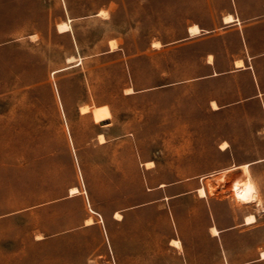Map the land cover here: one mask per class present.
<instances>
[{
  "label": "rangeland",
  "instance_id": "obj_1",
  "mask_svg": "<svg viewBox=\"0 0 264 264\" xmlns=\"http://www.w3.org/2000/svg\"><path fill=\"white\" fill-rule=\"evenodd\" d=\"M262 19L264 0H0V264H264ZM194 23L215 36L181 46ZM208 54L248 66L201 78Z\"/></svg>",
  "mask_w": 264,
  "mask_h": 264
},
{
  "label": "crops",
  "instance_id": "obj_2",
  "mask_svg": "<svg viewBox=\"0 0 264 264\" xmlns=\"http://www.w3.org/2000/svg\"><path fill=\"white\" fill-rule=\"evenodd\" d=\"M229 14H232V13H229ZM233 16H234V21L233 22H231V23H226L225 21H224V19H223V25L221 26L223 29H224V33H228V32H231V31H233V30H236L238 27H237V24H239V22H240V17L237 15V14H232ZM262 20H264V19H262ZM261 20V21H262ZM73 21V19H71V18H69L68 19V21H66V22H69V23H71ZM243 22L245 21V20H242ZM194 24H197V23H194ZM252 24V23H251ZM250 23H248V24H246V25H251ZM191 25H193V24H191ZM190 25V26H191ZM199 27H200V33H198V34H196V35H193V34H191L190 33V31H189V27H188V29H187V37H185L184 39H183V42L180 44L181 46H187V45H190V44H193V43H196V42H199L200 40H203V39H205V38H211V37H213V36H215L212 32V30H204V28L203 27H201L199 24H197ZM57 30H58V27H57ZM71 30V29H70ZM69 30V31H70ZM59 32V31H58ZM66 32H68V31H66ZM66 32H59V33H66ZM202 32H205V33H207V34H205V33H202ZM203 35V36H202ZM112 51V50H111ZM210 54H208V56H209ZM213 55V61L212 62H209V64L208 65H213V70H212V72L210 73V74H208V75H206V76H203V77H201V78H207V77H215V76H220V75H226V74H231V73H235V72H239V71H242V70H246V66H248L247 65V58H245V57H239V58H235L234 59V62H233V65L235 64L236 65V67L234 66V67H232V68H230V69H227V70H217L216 68H215V54H212ZM252 57H255V56H249V58H251L252 59ZM237 60H242V61H244L243 62V66H238L237 65ZM201 78H197L196 80H198V79H201ZM214 102H216L215 100H213ZM213 101H212V104H213ZM216 104H217V106H218V108H214L213 107V109H215V110H219L221 107H223V106H221V105H219L217 102H216ZM224 143V142H223ZM222 143V144H223ZM225 143H227L228 144V146L225 148V149H222L221 148V145H220V149L222 150V151H226V150H228L229 148H231V145L229 144V142L228 141H225ZM232 153H231V155H234V152L233 151H231ZM259 162V161H258ZM244 165V164H243ZM238 166H241V165H237V164H234L233 163V165L231 166V170H238V169H234L235 167H238ZM240 170H242V169H240ZM199 189V188H198ZM198 189H197V191H198ZM188 193L189 192H185V193H183V194H178V195H175V196H164V197H160V198H158V199H155V200H153V201H151L150 202V204H158V203H163V204H165V202L166 201H168L169 203L172 201V200H180V201H183V200H187V199H195V200H197V201H201V200H203L204 198H206V196L205 197H201L200 195H198V196H188ZM249 215V214H248ZM248 215H245L243 218H242V220H241V223L240 224H237V225H234V226H231V227H227V228H219L218 226H217V224L215 223V221L213 220V222H210L209 224H208V226H207V228L205 229V233L210 237V238H215V239H217V242L220 240V237H221V234L223 233V232H225V231H229V230H231V229H234V228H236V227H238L239 225H247V224H245V219H246V217L248 216ZM212 227H216L220 232H219V234H217V235H214L213 233H212Z\"/></svg>",
  "mask_w": 264,
  "mask_h": 264
},
{
  "label": "bare ground",
  "instance_id": "obj_3",
  "mask_svg": "<svg viewBox=\"0 0 264 264\" xmlns=\"http://www.w3.org/2000/svg\"><path fill=\"white\" fill-rule=\"evenodd\" d=\"M104 13H105V11L101 10L99 14L103 15ZM234 20L235 19H234V16L232 14H227L224 17V21L226 23H231ZM69 30H70L69 22H61V23L58 24V31L59 32H66V31H69ZM189 31H190L191 34L196 35V34L200 33L201 30H200V27L197 24H193V25L189 26ZM111 46H112V44H111ZM153 46L154 47H159L160 43L159 42H154ZM208 59H209L208 60L209 62H212L213 61V55L210 54L208 56ZM243 62L244 61H242V60H237V65L238 66H243ZM213 106H214V108H218L216 102H214V101H213ZM81 110H82L83 113H85V112H88L89 109H88V106H83L81 108ZM99 139H100V142H102V143H104L106 141V138H105V136L103 134H99ZM227 146H228L227 143H223L221 145V148L225 149ZM146 165L148 167H152L154 165V163L153 162H146ZM242 168H244L246 173H248V175H247L248 177H247V179L245 181L240 183L238 188H237V194H238L239 200L244 202V203H254V202H256V203H258V205H260L261 201L258 198L257 189H256L254 183L250 179L248 165H243ZM161 186H164V184H161ZM198 192H199L201 197H205L207 195V192H206L204 187H200L198 189ZM77 193H79V188L77 186H74V187H72L70 189V194L72 196L77 194ZM115 218L121 219L122 218V214L120 212H117L115 214ZM255 221H256V216L255 215H248L246 217V219H245V224H252ZM86 223L90 225V224H93L94 221H93L92 218H88L86 220ZM211 230H212V233L214 235H217L220 232L216 227H212ZM171 244L174 245L177 248H181L182 247V244H181L180 240H177V239H173L171 241ZM262 257L264 258V252H262Z\"/></svg>",
  "mask_w": 264,
  "mask_h": 264
},
{
  "label": "water",
  "instance_id": "obj_4",
  "mask_svg": "<svg viewBox=\"0 0 264 264\" xmlns=\"http://www.w3.org/2000/svg\"><path fill=\"white\" fill-rule=\"evenodd\" d=\"M107 121H104V123H106ZM103 121L101 122V124H104Z\"/></svg>",
  "mask_w": 264,
  "mask_h": 264
}]
</instances>
